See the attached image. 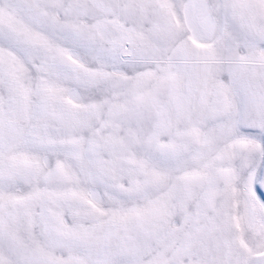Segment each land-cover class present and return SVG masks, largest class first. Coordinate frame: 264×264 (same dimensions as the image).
<instances>
[{"label":"snow or ice","instance_id":"1","mask_svg":"<svg viewBox=\"0 0 264 264\" xmlns=\"http://www.w3.org/2000/svg\"><path fill=\"white\" fill-rule=\"evenodd\" d=\"M0 264H264V0H0Z\"/></svg>","mask_w":264,"mask_h":264}]
</instances>
